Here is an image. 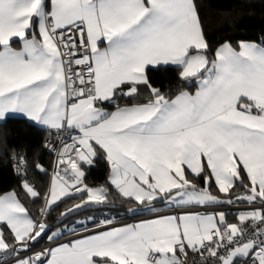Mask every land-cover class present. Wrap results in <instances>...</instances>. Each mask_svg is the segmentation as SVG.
Returning <instances> with one entry per match:
<instances>
[{"label": "snow or ice", "instance_id": "obj_1", "mask_svg": "<svg viewBox=\"0 0 264 264\" xmlns=\"http://www.w3.org/2000/svg\"><path fill=\"white\" fill-rule=\"evenodd\" d=\"M238 49L225 42L212 52L196 0H0V120L23 113L69 132L54 149L40 218L15 191L0 195V264H264V42ZM166 65L197 90L170 97L154 87L149 68ZM142 87L146 102L116 103ZM98 157L135 202L128 211L157 212L158 199L189 210L56 243L53 206L79 194L66 217L108 201V188L84 183L82 165ZM22 188L42 195L27 180ZM237 202L252 210L235 222L192 210ZM45 236L54 246L32 252Z\"/></svg>", "mask_w": 264, "mask_h": 264}, {"label": "trees", "instance_id": "obj_2", "mask_svg": "<svg viewBox=\"0 0 264 264\" xmlns=\"http://www.w3.org/2000/svg\"><path fill=\"white\" fill-rule=\"evenodd\" d=\"M196 3L212 52L225 42L236 48L241 42H264V0H196ZM179 71V68L169 66L160 67L159 70L149 68L148 75L154 87L166 95L174 97L180 90L193 91L196 87L195 80H182L179 77ZM147 99L148 90L142 87L137 97H123L116 103L119 106H126L143 103ZM102 106L108 110L116 107L111 103ZM51 134L50 130L40 128L19 117H7L4 122L0 123V195L15 191L29 209L30 215L35 218H40L39 210L44 205L43 194L49 187L52 154L43 148V142ZM13 156L23 158L26 165L24 174H20L14 169ZM37 164L42 165L46 171H39L36 168ZM82 170L85 172V184L94 188L106 187L109 189L108 201L102 205H88L66 217H61L60 213L79 202L80 196L65 198L59 206L51 209L46 217L51 229L49 235L57 229H62L64 236L73 235L97 228V225L105 219H111L114 223L131 218V216L150 213L146 209L135 213L128 211L135 202H126L109 184L110 168L102 157L96 158L90 167L82 165ZM24 180L29 181L42 193L40 198L33 200L25 195L22 188ZM196 182L203 186L202 179H197ZM210 191L219 195L214 184ZM241 191L242 189H236L233 198ZM154 207L158 211L166 210L165 201L154 202ZM224 212L229 222H235V218L239 214L234 211ZM9 242H11L10 238ZM46 243L47 237L45 236L34 244L33 248Z\"/></svg>", "mask_w": 264, "mask_h": 264}, {"label": "crops", "instance_id": "obj_3", "mask_svg": "<svg viewBox=\"0 0 264 264\" xmlns=\"http://www.w3.org/2000/svg\"><path fill=\"white\" fill-rule=\"evenodd\" d=\"M252 43V42H251ZM259 44V43H258ZM237 50H239L237 48ZM176 67L178 68L177 66L175 65H166V66H160V67ZM151 68V67H150ZM194 83L196 84V87L193 91H189V92H192L194 93L197 88H198V83L196 81H194ZM185 91H188V90H185ZM103 107V106H102ZM123 107V106H121ZM116 108V107H115ZM115 108L113 109H110L108 110L106 108V110L108 111H115ZM7 117H19V118H23V119H26L27 121H29L30 123L40 127V128H43V129H47V130H50L51 133L53 135L55 134H58L56 132V130H53V129H49L47 128L46 126L44 125H40L39 123L35 122V121H32L30 118H28L25 114L23 113H9L7 114L4 119L0 120V123L4 122L5 119ZM85 166H88V165H85ZM92 166V165H91ZM90 167V166H89ZM110 168V167H109ZM110 175V173H109ZM109 182V181H108ZM49 184H50V172H49ZM110 184V183H109ZM214 184V183H213ZM111 185V184H110ZM49 186V185H48ZM112 186V185H111ZM114 188V186H112ZM115 189V188H114ZM217 189V188H216ZM116 190V189H115ZM218 190V189H217ZM117 191V190H116ZM118 192V191H117ZM219 195L221 197L224 196V194H221L219 193ZM75 196H80L79 194L78 195H74ZM68 198V197H66ZM65 199V198H64ZM160 200V199H158ZM157 200V201H158ZM165 206H166V210L162 209L160 211H157V212H151L149 211L150 213H147V214H143V215H139V216H131V218H128V219H125V220H122V221H119V222H114L112 223L111 225H108V226H101V227H97V228H93V229H89V230H85V231H82V232H79V233H76V234H73V235H68V236H64L62 235L64 233V231L62 229H60V232H61V235L57 238L56 240V243H67V242H70L71 240H74V239H77V238H80L82 236H85V235H92V234H96L97 232L99 231H103V230H107V228H110V227H121V226H124L126 224H134V223H138L140 222L141 220H144V219H153V218H156L157 216L159 215H176V214H183L185 211H188L189 208L188 207H176V206H168L167 202H165ZM220 206H235L236 209L234 210V212H241V211H246V210H252V208H250L248 204H245V203H233L231 205H228V204H221V205H206V206H196L195 208H202L200 209L198 212H201V213H205L206 211L207 212H213L211 210H209V208H214V207H220ZM55 206H53L54 208ZM52 208V209H53ZM195 208H193L192 210H194ZM205 208V209H204ZM221 211V210H220ZM218 212V211H217ZM49 246H54V244L50 241L47 240V243L45 245H42V246H38V247H35L37 248L36 251H39L43 248H46V247H49ZM33 249V247H32Z\"/></svg>", "mask_w": 264, "mask_h": 264}, {"label": "built area", "instance_id": "obj_4", "mask_svg": "<svg viewBox=\"0 0 264 264\" xmlns=\"http://www.w3.org/2000/svg\"><path fill=\"white\" fill-rule=\"evenodd\" d=\"M69 139V132H60L59 134H51L48 138L45 139L43 142V148L52 154V162L50 166V180L56 169V161H57V151L54 149H60L62 147L61 141H68ZM13 167L14 169L20 173L24 174L26 172V165L21 159V157L13 156ZM78 195V194H76ZM252 208V205L249 206ZM202 208H195L194 211H199ZM205 209V208H204ZM236 209L235 206H220V207H214L209 208L211 211H234ZM37 248H33L32 252H35ZM21 255H27L26 253H21Z\"/></svg>", "mask_w": 264, "mask_h": 264}, {"label": "water", "instance_id": "obj_5", "mask_svg": "<svg viewBox=\"0 0 264 264\" xmlns=\"http://www.w3.org/2000/svg\"><path fill=\"white\" fill-rule=\"evenodd\" d=\"M187 86H189V84L187 83Z\"/></svg>", "mask_w": 264, "mask_h": 264}, {"label": "rangeland", "instance_id": "obj_6", "mask_svg": "<svg viewBox=\"0 0 264 264\" xmlns=\"http://www.w3.org/2000/svg\"><path fill=\"white\" fill-rule=\"evenodd\" d=\"M54 232V231H53Z\"/></svg>", "mask_w": 264, "mask_h": 264}]
</instances>
